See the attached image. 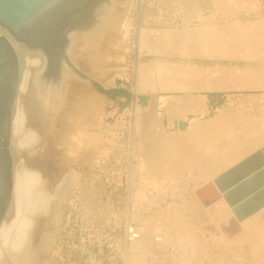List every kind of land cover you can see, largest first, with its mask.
<instances>
[{
  "label": "bare ground",
  "instance_id": "6f19581e",
  "mask_svg": "<svg viewBox=\"0 0 264 264\" xmlns=\"http://www.w3.org/2000/svg\"><path fill=\"white\" fill-rule=\"evenodd\" d=\"M213 1L215 10L210 15L205 17L199 13L200 10L196 12L199 13L197 17L203 19L198 28L191 30L184 23H181L184 25L182 28H152L138 24L133 44L128 21L111 10L109 13L104 10L96 15V26L90 32L84 35H79L74 30L70 32L69 61L75 68L87 73L89 82L66 74L65 106L60 108L56 116V130L48 120L45 121L31 102L32 76L43 67V57L38 52L24 50L8 35L20 61V76L10 119L9 149L14 162L13 188L9 212L0 222V264L21 263L29 257L32 241L41 234L56 198V190L60 185L56 176L66 170V149H71L68 147L70 144L66 145V140L71 142L75 139L77 144H86L87 151L84 153L90 152L92 148L97 157L105 152L103 148H109H99L96 141H100L101 136L91 130L92 126L98 124V103L109 99L107 94L95 88L92 79H101L106 75L128 77L132 49L136 55L132 70L137 100L134 116L130 115L133 117L132 124L137 132L145 127L148 130L147 126H152L147 133L146 130L141 131L138 137V163L134 165L136 170L132 169L139 177L135 182L137 189L132 193L134 206L144 198L151 202L157 197H146L145 189L150 186H154L160 195L168 190H177V186L185 181L188 189L194 193L191 198L187 197L192 200L191 204L181 197L186 205L185 202L179 205L178 202L171 201L165 207L147 212L146 215L141 214L139 206L133 209L131 218L138 223L132 226L133 229L125 240L126 261L129 264H148L147 257L152 248L159 249L167 244H176L197 252L203 250V247L205 250L209 242L217 248L227 247L234 242H246L251 246L253 257L243 256L237 264H262L258 250L264 248V207L244 220L237 221L239 232L226 237L219 225L223 218L232 213L224 199L220 198L206 206L202 201L207 198V194L201 198L196 196V200L193 196L196 189L212 182L220 172L264 144V111L249 117L244 116L239 109H226L225 105L213 111L207 105V95L201 93L264 87V0ZM177 2L181 5L186 3L185 0ZM242 10L245 13L254 11L259 14V18H241L237 13ZM218 13L219 18L221 14L226 16L224 20L220 18L223 23L214 21ZM148 54L152 58L142 61L141 56ZM172 56L189 59L245 58L256 64L244 68L219 63L200 65L179 61L180 59L179 62H171L169 57ZM109 62H114L115 66L106 68L105 64ZM145 90L157 92L153 95V100L162 108V112L154 114L155 118H147L148 115L139 113L140 109L144 110L139 104V93ZM161 91L172 92L162 94ZM175 91L183 93L176 94ZM256 99L253 96L252 100ZM262 100L264 101V95ZM151 111H154L149 110L153 114ZM74 114L76 121L71 120V115ZM151 114L149 115L152 116ZM180 121L186 122V127L180 128ZM155 126L158 134L156 131L151 133ZM72 150L70 151L73 153ZM198 209L209 216L208 223L195 224L188 219L187 213L194 214ZM207 230L211 233L209 240L202 236ZM207 252L206 249L204 253ZM222 252H219L220 261L224 258ZM254 253L258 257H254ZM225 254L228 255L227 251ZM226 261L228 262L227 259ZM219 263L223 264V261Z\"/></svg>",
  "mask_w": 264,
  "mask_h": 264
},
{
  "label": "rangeland",
  "instance_id": "374dc122",
  "mask_svg": "<svg viewBox=\"0 0 264 264\" xmlns=\"http://www.w3.org/2000/svg\"><path fill=\"white\" fill-rule=\"evenodd\" d=\"M185 1L186 3L181 5L177 0H108L110 5L105 10V13H109L110 10L112 12L114 11L116 14H121L126 22L128 21L131 43L133 44L136 40L135 27H137L136 25L138 24L143 27L152 28H176L177 26V28H182L184 25L181 23H184L193 30L201 26L199 24L203 22V19L197 17V14L199 16L201 12L200 14L206 17L210 15V12L213 13L215 10L213 0ZM198 11L199 13H196ZM244 11L245 10H242L237 14H239L241 18L246 19L256 20L259 18V14H256L254 11H247L246 13ZM219 16L220 13L214 17V21L223 23L222 19L224 20L226 16L221 14L220 18L222 19H220ZM95 18L96 16L94 19ZM183 20L187 23L183 22ZM78 41H80V39ZM151 58L152 56L150 54L141 56L142 61H148ZM135 59V51L132 49L129 56L128 77L126 75H106L101 79H92L95 88L101 93L107 94L104 90L113 88L121 90V93L116 95L107 94L109 99H105L104 102L101 100L103 103H98L99 114L96 115H100L97 117L99 118L98 124L97 126L91 127L92 131H95L96 134L99 133L97 134L99 137L101 136L99 140L102 142L96 141L98 142L97 146L99 148L109 147L110 149H107L110 151L103 148L105 151L103 153L106 155L101 153V155L97 157L94 155L95 152H93V149L89 146L91 148L88 147L90 152H85L87 154L85 155L84 151H87L86 144L85 148L83 145L84 143L82 144L81 142L77 144L78 141L75 139L71 142L66 140V145H71L68 146L71 147V149L68 148L66 150L70 151L73 148V153L71 151V153L66 151V170L60 176H56V181L60 182L56 190V198L51 205L41 234L34 242L32 241L33 245H31L32 243L30 244L31 253L29 257H27L25 261L15 264H129L124 255L125 240L127 238L126 233L129 227L136 226L138 223L137 220L131 218L133 209L139 206L141 214L146 215L147 212H155L157 209L159 210L165 207L167 203L169 204L171 201L178 202V204L181 205L186 200L187 203L190 202L191 204L192 200L188 198H191L194 192L192 191L191 193L188 186H186L187 184H185L186 182L182 181L184 182V184L182 183L183 186L180 183L177 186V190H168L160 195L157 194V190L154 186L147 187L145 189L146 197H157L151 202L144 198L134 206L132 193L137 189L135 182H137L139 178L137 173L135 174L134 172L136 170L134 165L138 163L137 148L139 147L137 146L140 145V138L138 137L139 133L141 135V131L144 132L146 130L145 127L144 130L141 129V131L137 132L136 127L132 124L134 105L137 102L134 90L136 86L133 75L134 72L132 70ZM169 59L171 62H179L182 60L200 65H213L219 63L229 66L237 65L241 68L256 64V62L245 58L229 59L227 57H222L220 59L211 57L210 59V57H196L189 59L187 57L179 58L178 56H172L169 57ZM106 66L111 68L115 66V63L109 62L105 64V67ZM78 70L87 76V73L82 69ZM100 88L103 89V91L100 90ZM171 92L172 91H161L160 93L169 94ZM193 92L198 93V91ZM175 93L182 94L183 92L175 91ZM201 93L207 95V105L213 111H216L217 108L223 105L229 110L239 109L243 112L244 116L247 117L256 115V113L258 115L264 111V101L262 100L264 87L210 90L202 91ZM139 94L140 107H144L145 110L140 109L141 111L139 113L141 115H148L147 118H155L156 116L154 114L158 115V113L162 112V108L158 107L153 100V95L157 94L156 91L145 90L141 91ZM253 96L257 98L256 101L252 100ZM150 99L151 101L149 102L148 100ZM229 102L230 104L228 105ZM248 107L249 109H247ZM149 110H153L155 113L151 111L153 113L151 114ZM131 114L132 116H130ZM76 118V114L73 116L71 115V120L76 121ZM186 124L185 122L184 127H186ZM151 127L147 126L148 130L149 128L151 130ZM153 128L154 131H151L152 134L157 132L156 126ZM148 130H146V133ZM151 133L149 131V134ZM67 139L70 140V138ZM72 142H75L78 148L77 146L75 147L76 144L74 143L73 145ZM75 148L78 149L75 151L79 154L74 151ZM131 174L135 175L132 176ZM188 185L191 187V183ZM184 186L187 189L183 188ZM187 193L189 195H187ZM176 194L180 195V197ZM193 196L195 200L198 199L196 194ZM181 197L186 199L183 200ZM186 202L184 203L185 205L187 204ZM198 210L196 211L197 213L195 212L194 214L187 213V215H189L187 216L188 219L195 224L208 223L210 220L209 216L204 214L202 210ZM236 224H238L236 218L231 215L223 218L219 226L224 236L231 237L239 232V227ZM209 232L210 231L207 230L202 234L203 237L205 236L204 238H206V240H209V237H211V233ZM218 248L209 242L206 248L208 252L211 253L209 254L208 252L204 253V251H206L204 247L202 248L204 251L198 250L196 252L194 250L193 252V250H189V248H181L176 244H167L159 249L152 248L147 260L148 264H220L219 262L222 263V261L223 264H237L244 257H253L251 246L246 242H234V244L228 245L227 247L222 248V246H220ZM228 248L230 249L228 250ZM263 250L264 248L258 250L259 253L257 252L259 258L261 256L263 260H261L262 264H264ZM220 251L224 252L221 253L224 255L223 260L221 259L222 261L219 260ZM226 251L228 255L225 254ZM234 252L237 254L235 255ZM257 253H254V257H258ZM194 261L196 263H194Z\"/></svg>",
  "mask_w": 264,
  "mask_h": 264
},
{
  "label": "water",
  "instance_id": "95a60500",
  "mask_svg": "<svg viewBox=\"0 0 264 264\" xmlns=\"http://www.w3.org/2000/svg\"><path fill=\"white\" fill-rule=\"evenodd\" d=\"M89 2L91 9L79 19L66 20L71 11ZM109 5L108 0H0V222L9 212L13 188L10 119L20 76V61L8 35L24 50L43 57V67L32 76L31 102L56 130V116L65 106L66 74L89 82L68 59L69 34L90 32L96 26L94 17ZM178 125L183 128L185 122ZM258 155L218 174L196 189V195H208L202 198L206 206L223 198L237 221L252 215L264 205V166H257Z\"/></svg>",
  "mask_w": 264,
  "mask_h": 264
},
{
  "label": "crops",
  "instance_id": "0c3cea01",
  "mask_svg": "<svg viewBox=\"0 0 264 264\" xmlns=\"http://www.w3.org/2000/svg\"><path fill=\"white\" fill-rule=\"evenodd\" d=\"M264 144L263 145H261L260 147H257V148H255L254 150H252L249 154H247L246 156H244L243 158H241L238 162H236V163H239L240 161H242V160H244V159H246L247 157H249L250 155H253L254 153H259V157H258V167H261V166H264ZM236 163H234L232 166H234ZM232 166H229L228 168H230V167H232ZM228 168H226V169H228ZM225 169V170H226ZM225 170H223V171H225ZM222 171V172H223ZM222 172H220V173H222ZM219 173V174H220ZM262 207H264V205H262ZM262 207H260L259 209H261ZM258 209V210H259Z\"/></svg>",
  "mask_w": 264,
  "mask_h": 264
},
{
  "label": "trees",
  "instance_id": "16d2710c",
  "mask_svg": "<svg viewBox=\"0 0 264 264\" xmlns=\"http://www.w3.org/2000/svg\"><path fill=\"white\" fill-rule=\"evenodd\" d=\"M81 11V9H74L73 11H71L69 13V15L67 16L66 20H69L71 22L75 21V19H77L76 14L79 13ZM100 90L103 91V89L100 88ZM104 92H106L107 94H112V95H116L121 93L120 89L117 88H113V89H109V90H104Z\"/></svg>",
  "mask_w": 264,
  "mask_h": 264
},
{
  "label": "flooded vegetation",
  "instance_id": "af4514ba",
  "mask_svg": "<svg viewBox=\"0 0 264 264\" xmlns=\"http://www.w3.org/2000/svg\"><path fill=\"white\" fill-rule=\"evenodd\" d=\"M91 6H92V2H89L86 4L85 8H81V11L76 14L77 19H79L82 15H84L86 10H90ZM77 19H75V20H77Z\"/></svg>",
  "mask_w": 264,
  "mask_h": 264
},
{
  "label": "built area",
  "instance_id": "2783aa9c",
  "mask_svg": "<svg viewBox=\"0 0 264 264\" xmlns=\"http://www.w3.org/2000/svg\"><path fill=\"white\" fill-rule=\"evenodd\" d=\"M132 229H133L132 226L127 229V233H126L127 237H129Z\"/></svg>",
  "mask_w": 264,
  "mask_h": 264
}]
</instances>
